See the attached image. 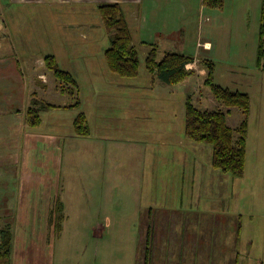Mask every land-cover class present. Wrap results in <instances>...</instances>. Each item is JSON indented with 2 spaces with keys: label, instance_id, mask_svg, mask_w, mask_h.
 <instances>
[{
  "label": "rangeland",
  "instance_id": "rangeland-1",
  "mask_svg": "<svg viewBox=\"0 0 264 264\" xmlns=\"http://www.w3.org/2000/svg\"><path fill=\"white\" fill-rule=\"evenodd\" d=\"M263 11L264 0H224L222 8L202 6L201 0H195V23L189 26V42L167 47L162 41H156L157 44L170 48L167 50L157 47L159 61L169 52L184 54L195 58L197 62L193 68L200 71L204 69L203 61L211 60L215 63L216 84L251 96L249 115L243 117L242 109L239 108H229L231 112L228 113L229 125L237 129L248 119L246 169L241 178L224 174L214 168L211 145L186 139L185 114L181 135L183 144H167L158 137L148 138V133L129 137L128 132L123 131L127 129L133 117L144 120L148 115L143 111L135 113V110L140 108L134 106L135 101H149L147 110L153 115H161L162 121H169L164 113H177L179 122V104L184 102L185 107L189 95H192L198 108L228 112L214 99L210 88L204 85L207 70L204 77L198 74L180 85H166V88L176 92V103L168 105L166 99L171 97L159 95L153 90L154 82L160 81L147 70L146 58L150 51L144 45L137 48L140 57V74L137 78H122L108 66L102 73L93 72L89 67L81 68L84 61L92 60L100 52L97 59L102 57L106 63L105 52L110 47V39L98 8L89 11L88 24H80L76 21L78 19L72 17V32L78 33L80 30L83 34H99L98 50L91 57L82 54L81 59H76L74 55L68 59L61 58L60 64L64 68L68 61L73 67L74 70L70 71L75 76L78 94L80 98L83 97V103L91 91H108L113 94L101 98V101H106L105 106H111L101 109L108 111L106 118L112 122L111 129H118L113 130L117 137L110 135L109 138L102 139L100 131L91 128L88 143L85 140L78 143L81 149L84 148L83 155L87 156L88 163H97V159H91L92 148L96 151L97 147H102L100 158L105 157L108 162L110 150L120 149V201L112 202L113 194H109L105 187H102V193L97 197L96 179L89 175L90 171L87 180L88 190L91 192L90 199L85 201L83 197L78 198L79 193L82 194L79 186L80 182L84 181V176L72 165L79 163L80 149L77 143L67 142L64 145L71 137L62 138L60 150H69L70 154L62 153L59 156L57 185L63 184L68 174L73 180L72 185L78 200L77 203L74 199L65 203L64 213L68 217L64 223L65 230L64 233L58 234L52 232V247L49 246L48 250L43 251L42 248L25 249L22 244L24 255H31V260L38 264H264V70L259 67L257 57ZM26 12V16L30 17L25 23L24 31L28 33V30H35L36 36L30 42L22 43L27 47L25 51L53 54L47 48V43L37 40L47 34L52 18L44 10L37 13L28 10ZM200 42L212 43L214 50L206 52L204 49H208L207 44L202 48ZM185 43L187 46L182 47ZM247 46L251 47L248 49ZM159 99L162 100L158 102ZM90 100L92 99L88 98V104ZM85 107L76 105L67 111L57 112L60 116L57 126L61 125L64 132L68 131L71 128L70 120L73 116L77 119ZM41 116V126H29V130L24 132L22 146L16 155L18 161L11 153L3 159L4 170L10 173V176L11 173L19 171L21 177L22 165L30 160L36 162L38 155H44L49 165L52 164V156L41 147L32 146L27 138L40 141L41 144H50L48 133L55 122L47 111L41 112ZM99 116H102L101 112ZM94 124L95 122L91 123ZM70 133L77 135L76 132ZM15 141L16 138L7 142L11 144ZM136 147L142 151L147 148L148 153L154 149L158 153L162 151V156L155 158L154 162L150 159L149 164L143 165L141 155L136 154L129 162L128 155L132 154L130 150ZM166 148L168 155L164 153ZM4 156L0 155V159ZM35 162H31L28 167L24 166V173H37L33 167ZM129 163H133V173H124ZM111 164L102 162L105 167H110ZM37 165L40 172L47 171V165L44 166L45 170L41 169L40 164ZM106 173L108 171L99 174L102 177L99 178L100 181L106 180ZM18 189L19 185L17 191ZM62 191L61 188L60 194ZM3 207L10 210L0 209V228L11 226L15 239L16 235H19L17 225L22 221H31L30 229L35 226L33 210L32 218L28 217V212L25 211L21 219L15 202H3ZM151 213L153 217L150 219L148 215ZM150 220L151 225L155 226L152 228L155 233L147 234L145 226ZM21 236L29 237L26 233ZM16 248L17 244L13 264L16 261Z\"/></svg>",
  "mask_w": 264,
  "mask_h": 264
},
{
  "label": "crops",
  "instance_id": "crops-1",
  "mask_svg": "<svg viewBox=\"0 0 264 264\" xmlns=\"http://www.w3.org/2000/svg\"><path fill=\"white\" fill-rule=\"evenodd\" d=\"M201 1L202 6H204L203 0ZM110 3H116L121 6L124 16L132 30L134 37L133 45L136 49L144 45L149 48V51L156 49L158 52L157 47L170 50V48L167 47H173L178 43L182 44L186 41L189 42V26L195 23V0H0V151H4V153H0V155H5L0 159V209L2 211L5 208L6 211H8L10 209L8 207H3V202H7L8 204L15 202L17 205L16 209L20 212L21 219L25 215V211L28 212V217L32 218L33 210L35 216V226L31 227V229V221L26 222L20 219L22 223L17 225L19 235L16 233V239H14V250L15 244H17L15 264H38V262L35 263V260H31V255H24V252L21 250L22 244L25 245V249L40 250L42 248L43 251H45L48 250L47 247H52V232L53 234L64 233V223L68 218L64 213L66 210L65 203L71 202L72 199L77 203L78 198L81 199V197H83L85 201L90 199L91 192L88 190L87 185L89 171V175L96 179L95 186L97 197L99 193H102V187H105L106 191H108L109 194H113V197L116 198L115 200L112 197V202L120 201L119 178L121 171H118V163L120 161L118 153L120 149L114 150V148H112L110 150V162H108L107 158H100V150L102 151V147H97L98 149L96 151L95 148H92L91 159H97V163H88L87 156L83 155V153H85L84 148L81 149L78 143L80 140H85V142L89 140L92 132L91 128L100 131L102 139L109 138L110 135L112 137H117L113 130L118 129H111L112 122L106 118L108 111L101 109L111 107L105 106L104 103L106 101H101V98L104 96H112L113 94H109L108 91H91V94L88 96V98L92 99L89 101L90 104L87 103L88 98L85 103H83V97L80 98L78 94V87L61 82L45 65V58L49 55H53L57 58L62 70L73 74L70 70L74 69L68 61L64 68L61 66V58L68 59L70 56L74 55L76 59H81L82 54L91 57L98 50L97 43L99 41V34H83L80 30L78 33L72 32L73 23L71 19L74 17L75 20L78 19L76 21L80 22V24L82 22L88 24L87 19L89 11H95L100 5ZM13 5L17 7L14 8ZM26 10L35 13L44 10V12L52 18L51 27L47 34L38 37L37 40L47 43V48L53 54H44L42 51H25L27 47L22 43L30 42L32 38L36 36L35 30L33 32L28 30V33L24 31L26 27L25 23H27L28 17H30L26 16ZM49 12H51V14H49ZM174 35L177 36L174 37ZM157 40L167 44V47L157 44ZM186 43L182 45V47H186ZM204 44L208 46V49H204L206 52L210 53L214 50L210 42L199 43V45H202V48ZM247 47L249 49L251 46ZM100 54L101 52L92 60L84 61L81 68L89 67L93 69V72L100 71L102 73L108 65L107 62H104L102 57L100 60L97 59ZM196 62L195 60L193 64L187 67L189 70L195 72L193 77L198 74L203 77L206 76L205 68L200 71L193 68ZM155 77L158 78L157 76ZM158 80L160 83L155 81L153 90L159 95L162 94L163 96L171 97L172 99H166L168 105L174 102L176 103V92L165 87L169 84L164 83L159 78ZM34 95L50 105L45 110H42V112L47 111L49 117L55 124L48 133L49 145L41 144L40 141L30 137L27 138L30 140V143H32V146L41 147L44 152L51 155L53 162L49 165L44 155H38L39 159H37L36 162L30 160L25 163V165H22L23 172L21 177L19 176V171L15 174L11 173L12 176H10V173L4 170L3 165L5 162L3 159H5L9 153L14 154L15 158H17L16 155L19 153L22 146V136L25 131L29 130V126H31L27 122V108ZM71 99L73 101H71ZM214 99L218 103L220 102L215 97ZM74 100H77V102H74ZM161 100L162 99H159L158 102ZM220 104L223 106V109L226 108L228 113L231 112L228 107L224 106L221 102ZM76 105L86 106L84 112L81 113L85 114L87 118V126L90 130L89 135H76L70 133L76 132L75 116L70 120L69 125L71 128H69L68 131L64 132L63 126H57L60 120V116L57 115V112L67 111ZM149 105V101H144V103L135 101L134 106L140 107L135 110V113L143 111L148 115L144 120H140L137 116L133 117L128 123L127 129L122 130L127 131L130 135L129 137H138L140 133H148V138L158 137L167 144L168 142L172 144H183L181 135L183 132L182 125L184 114H186V103L185 107L184 102L179 104V110L181 111L179 122L177 113H164L168 116L169 121H162L161 115H153L151 111L147 110ZM203 105L204 103L202 106ZM199 109L203 110L202 108ZM207 110L214 111L216 109L209 108ZM99 112H101L102 116H99ZM242 116H245L243 111ZM93 122H95V124L91 125ZM42 123L43 119L40 125L32 127H39ZM232 128L237 129V127ZM67 137L71 138L66 140L64 145H66L67 142L77 143V147L80 149L78 154H81L79 155V163L74 165L71 164L84 176V181L80 182L79 186L82 189V194L79 193L78 198L73 189V180L69 178L68 174L66 175L64 183L60 186L57 185L59 156L62 153L70 154L69 150L65 149V151L63 150L62 152L60 148L63 142L62 138ZM14 138H16V141L8 144L7 141ZM177 147L182 146L177 145ZM106 151L108 152L109 149H106ZM130 151H132V154L130 156L128 155L129 162L136 154H140L143 165L149 164L150 159L154 162L155 158H161L162 156V151L158 153L155 149L150 150L149 153L147 148L142 151L139 147L135 149L132 148ZM164 153L168 155V148L165 149ZM164 157L167 158V156ZM31 162H35L33 167L37 173H24V166L28 167ZM77 162L78 161H76V163ZM102 162L105 164H112L110 167H105V165H102ZM37 164L42 166L41 169H44V166L47 165V171L40 172V168ZM132 169L133 163H129L128 168L123 172L133 173ZM106 171H108V173H106V180L100 181L99 178L102 177H100L99 174ZM47 174L49 175L48 177ZM18 185L19 189L17 191ZM61 188L63 190L62 194H60ZM126 191L128 193L130 192L127 189ZM144 192L145 188L143 189V196ZM19 201L21 203H19ZM56 201L61 207V214H59L58 220L54 218L52 208ZM13 209H15V207ZM148 216L150 219L153 217L152 213ZM151 223L152 221L150 220L145 226L147 234L155 233V230L152 229L155 228V226H152ZM22 233L28 234L29 237H22Z\"/></svg>",
  "mask_w": 264,
  "mask_h": 264
},
{
  "label": "trees",
  "instance_id": "trees-1",
  "mask_svg": "<svg viewBox=\"0 0 264 264\" xmlns=\"http://www.w3.org/2000/svg\"><path fill=\"white\" fill-rule=\"evenodd\" d=\"M203 4L209 8H222L224 0H203ZM98 9L110 39V47L105 52L109 69L122 78H137L140 74V57L133 45V33L121 6L116 3L104 4L100 5ZM257 57L259 67L264 70V11ZM194 62L193 57L173 52L166 53L163 60L159 61L156 49L150 51L146 58L148 72L169 85H180L193 76L195 72L187 67ZM203 64L208 71L204 85L210 88L214 97L224 106L242 109L245 115H249L251 96L248 93L233 91L216 84L214 81L215 63L206 60L203 61ZM45 65L58 80L78 87L74 74L62 70L55 56H47ZM49 106L34 95L27 108L28 124L31 126L40 125L42 122L41 112ZM227 116L228 112L222 110L203 111L199 109L194 104L192 95H189L186 101L185 137L195 143L211 145L214 168L224 174L241 178L246 169L249 124L246 119L238 129H233L227 122ZM75 129L77 135H89L90 130L85 114L81 113L77 117ZM52 208L53 216L58 220L61 207L57 201ZM14 239L15 233L11 226L6 225L0 228V264H13Z\"/></svg>",
  "mask_w": 264,
  "mask_h": 264
}]
</instances>
